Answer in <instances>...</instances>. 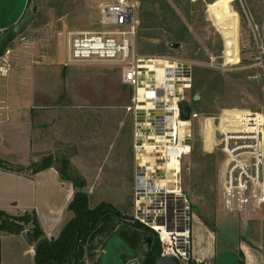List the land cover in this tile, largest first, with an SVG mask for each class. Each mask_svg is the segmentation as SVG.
I'll use <instances>...</instances> for the list:
<instances>
[{
    "label": "rangeland",
    "instance_id": "1",
    "mask_svg": "<svg viewBox=\"0 0 264 264\" xmlns=\"http://www.w3.org/2000/svg\"><path fill=\"white\" fill-rule=\"evenodd\" d=\"M110 1L31 0L35 16L9 45L14 67L0 78V112L21 108L31 124L15 127L14 120L0 116L5 122L0 123V162L30 168L53 157L62 167L58 159L65 158L72 173L86 181L83 190L91 209L107 202L132 219L136 127L127 107L133 91L122 81V64L69 59L70 39L99 30L101 7ZM167 1L152 23L146 15L152 9L139 0L135 49L143 57L184 59L193 65L189 92L192 100L199 94L202 117L192 125V151L182 162V188L192 217L193 255L187 264H239L240 259L264 264V202L226 207V156L216 145L212 120L203 121L222 109H234L223 115L230 122L252 121L250 112L264 117V0ZM165 14L167 22L158 26ZM172 42L181 47L171 49ZM108 246L106 264L118 250H128L119 238ZM104 253L100 244L95 260Z\"/></svg>",
    "mask_w": 264,
    "mask_h": 264
},
{
    "label": "built area",
    "instance_id": "2",
    "mask_svg": "<svg viewBox=\"0 0 264 264\" xmlns=\"http://www.w3.org/2000/svg\"><path fill=\"white\" fill-rule=\"evenodd\" d=\"M139 8V0L105 3L100 11V29L70 39L69 59L122 64V81L133 91L127 111L135 121L136 157L147 147L154 148L152 163L136 162V201L129 221H139L154 231L162 246L161 257H174L187 264L193 255L192 217L182 188V162L192 151L190 130L202 113L194 107L189 92L193 72L190 62L143 57L136 52ZM13 67V51L8 46L0 55V78L7 77ZM185 105L191 109L189 120L182 118ZM227 110L234 109H222L219 116L203 121L206 125L207 120H212L216 145L226 156L225 205L237 210L246 202H264V117L250 112L252 121L247 118L230 122L226 116L223 118Z\"/></svg>",
    "mask_w": 264,
    "mask_h": 264
},
{
    "label": "trees",
    "instance_id": "3",
    "mask_svg": "<svg viewBox=\"0 0 264 264\" xmlns=\"http://www.w3.org/2000/svg\"><path fill=\"white\" fill-rule=\"evenodd\" d=\"M141 2L143 6L147 5V8L149 6L152 9L153 12L146 14L152 23L157 20L158 11L161 12L163 5H169L167 0H141ZM167 20V15H163L158 26L161 24L164 26ZM53 160V157H49L42 166L35 163L30 168L12 167L0 162V168L30 175L55 168L61 180L71 182L74 187L73 200L68 206L69 211L74 213V217L66 224L58 238L49 239L44 234L35 210L21 215H10L0 210V233L20 235L27 231L26 236L29 242L35 246V264H87L88 261L92 264H106L103 258L108 253V245L112 238H119L126 245L128 250H119L124 253L122 262L126 264L140 252L141 235L148 233L154 236L156 244L143 264H156L161 257L162 246L154 231L139 221L135 223L129 221L130 218L124 217L123 213L110 203L104 202L91 209L88 195L83 190L86 181L72 173L69 160L58 159L61 160L62 167L55 165ZM119 222L123 223L121 227L118 226ZM99 236L106 237L107 240L96 243L95 240ZM100 244L105 253L96 261V250ZM239 264L246 263L240 259Z\"/></svg>",
    "mask_w": 264,
    "mask_h": 264
},
{
    "label": "crops",
    "instance_id": "4",
    "mask_svg": "<svg viewBox=\"0 0 264 264\" xmlns=\"http://www.w3.org/2000/svg\"><path fill=\"white\" fill-rule=\"evenodd\" d=\"M29 3L30 0H0V34L19 21ZM11 107L8 106V111L0 112V116L7 121L14 120L15 127H24V122L27 125L30 115L27 116L28 113L21 108H16L15 112V108ZM4 120L1 119V122L5 123ZM1 137L0 135V139ZM74 193L72 183L61 180L55 168L34 175L0 168V210L10 215H21L35 210L44 234L49 239L58 238L66 224L74 217L73 212L68 210ZM228 214L230 215L227 216L235 217L233 212ZM240 248L245 250L244 245ZM26 260L28 264H35V246L29 242L26 234L2 233L0 264H25Z\"/></svg>",
    "mask_w": 264,
    "mask_h": 264
},
{
    "label": "water",
    "instance_id": "5",
    "mask_svg": "<svg viewBox=\"0 0 264 264\" xmlns=\"http://www.w3.org/2000/svg\"><path fill=\"white\" fill-rule=\"evenodd\" d=\"M35 16V8L33 3H29L26 11L22 15V17L19 19V21L4 31L3 33L0 34V55L3 53V51L16 39L18 38L25 30L26 28L30 25L31 21L33 20ZM169 47L173 50H177L181 47L180 43L172 42L169 44ZM194 101V107L196 109H199L201 106L200 102V96L199 94H195L193 97ZM190 106L185 105L182 110V118L185 120H189L190 118ZM142 239V245L144 249V253H147L149 250V239L150 236L148 234H142L141 235ZM121 256V253L118 254ZM124 264L122 260L117 259L116 261L114 260L111 264ZM126 264H138L137 260L132 258L129 260ZM156 264H182L179 260H177L174 257H160Z\"/></svg>",
    "mask_w": 264,
    "mask_h": 264
},
{
    "label": "flooded vegetation",
    "instance_id": "6",
    "mask_svg": "<svg viewBox=\"0 0 264 264\" xmlns=\"http://www.w3.org/2000/svg\"><path fill=\"white\" fill-rule=\"evenodd\" d=\"M145 234H148V233H145ZM149 236H150V239H149V250H148V252L147 253H144V249H143V245H142V239H141V242H140V244H141V250H140V252H138V254H137V256L134 258V259H136L137 260V262H138V264H143V262L145 261V259L147 258V256H148V254L151 252V250L153 249V247H154V245L156 244V239L154 238V236L152 235V234H148ZM121 253V256H119L118 254H120ZM123 255H124V253L123 252H120L119 250L117 251V256L114 258V259H112L113 261L115 260H117V258L118 259H120V260H122L123 261ZM139 255H140V258H139ZM104 257H106V256H104ZM119 264V263H118Z\"/></svg>",
    "mask_w": 264,
    "mask_h": 264
},
{
    "label": "bare ground",
    "instance_id": "7",
    "mask_svg": "<svg viewBox=\"0 0 264 264\" xmlns=\"http://www.w3.org/2000/svg\"><path fill=\"white\" fill-rule=\"evenodd\" d=\"M184 129H185V127L181 128V130H184ZM213 130H214V126H213ZM208 131H209V129L206 128V132H208ZM153 153H154V148L153 147H147V151L145 153H139L137 155L136 162L137 163H145V162H147L149 164L152 163L153 162Z\"/></svg>",
    "mask_w": 264,
    "mask_h": 264
}]
</instances>
